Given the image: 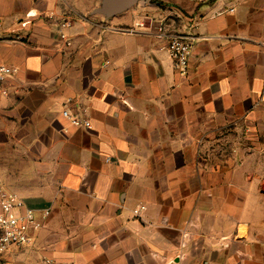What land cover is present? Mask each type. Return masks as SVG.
Returning a JSON list of instances; mask_svg holds the SVG:
<instances>
[{
  "label": "crops",
  "instance_id": "0c3cea01",
  "mask_svg": "<svg viewBox=\"0 0 264 264\" xmlns=\"http://www.w3.org/2000/svg\"><path fill=\"white\" fill-rule=\"evenodd\" d=\"M101 2L0 0V65L16 69L0 84V180L50 211L6 264H264V230L194 187L196 149L264 125V0L146 1L112 19L93 15ZM150 21L192 36L186 78Z\"/></svg>",
  "mask_w": 264,
  "mask_h": 264
},
{
  "label": "rangeland",
  "instance_id": "374dc122",
  "mask_svg": "<svg viewBox=\"0 0 264 264\" xmlns=\"http://www.w3.org/2000/svg\"><path fill=\"white\" fill-rule=\"evenodd\" d=\"M163 5L160 3L159 6ZM58 36L67 47L70 46L69 39L60 29ZM235 128L210 137V143L203 152L196 149L194 187L202 185L203 179L205 187L201 192L204 201L211 210L220 208L228 222L234 219L255 230H264V125L251 130ZM201 157L210 163L209 168L213 167L211 173L200 175L198 165ZM223 169L226 172L223 173ZM199 192L200 189L196 190L197 196Z\"/></svg>",
  "mask_w": 264,
  "mask_h": 264
},
{
  "label": "built area",
  "instance_id": "2783aa9c",
  "mask_svg": "<svg viewBox=\"0 0 264 264\" xmlns=\"http://www.w3.org/2000/svg\"><path fill=\"white\" fill-rule=\"evenodd\" d=\"M153 35L160 40H166L165 49L168 51L174 70L179 76L186 78L189 71V61L193 52L192 36L175 32L171 26L164 22H151L149 24ZM69 26V23H67ZM147 25L145 22H138L134 27L124 29L126 33H137L138 29H144ZM20 39V36L18 37ZM16 69L0 65V84L5 83L13 77ZM4 93H6L4 91ZM62 116L67 119L71 125L90 129L91 122L83 119L80 115L71 114L69 110H64ZM109 161V159H108ZM145 209L144 206L134 210V215L140 216ZM43 217L38 215V210L32 209L25 205L23 201L15 194L6 191L0 180V264H6L5 256L11 249L26 247L32 242V233L40 230L43 220L50 216L49 209L42 211ZM46 264H67L51 259L45 260Z\"/></svg>",
  "mask_w": 264,
  "mask_h": 264
},
{
  "label": "water",
  "instance_id": "95a60500",
  "mask_svg": "<svg viewBox=\"0 0 264 264\" xmlns=\"http://www.w3.org/2000/svg\"><path fill=\"white\" fill-rule=\"evenodd\" d=\"M146 1L148 0H102L100 6L93 11V15L112 19Z\"/></svg>",
  "mask_w": 264,
  "mask_h": 264
}]
</instances>
